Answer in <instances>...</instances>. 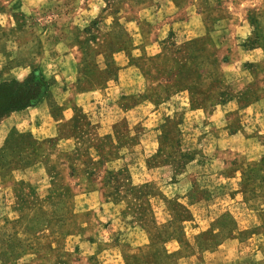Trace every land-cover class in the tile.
<instances>
[{"label":"crops","instance_id":"1","mask_svg":"<svg viewBox=\"0 0 264 264\" xmlns=\"http://www.w3.org/2000/svg\"><path fill=\"white\" fill-rule=\"evenodd\" d=\"M134 2L133 9H110L101 18L105 22L101 30L110 37L107 49L96 51L91 61L82 63L66 54L47 73L48 88L41 99L0 120V208H6L4 213L10 215L0 218V264H70L74 251L68 245L70 238L84 234L91 246L101 237V227L116 233L122 230L115 204L102 198L97 183L79 180L100 159L90 141L83 143L88 155L35 158L22 148L27 139L51 140L57 125H73L74 105L87 115H97L99 134L112 139L111 156L103 160V168H125L131 184L146 187L145 196L156 213L155 224L166 252L181 255L179 260L186 255L197 259L200 252L205 257L216 255L228 261L246 258L247 264H262L264 190L255 185L251 195L234 203L223 198L222 192L238 185L230 187L234 178L223 172V161L205 129V108L192 106L190 96L194 91H204L229 70L230 49L240 47L237 36L247 1ZM219 7H225L227 14L204 18L205 12ZM180 47L192 55V60L177 66ZM147 66L154 77L145 71ZM57 104L61 108L54 116L51 108ZM187 135H194L197 142L196 157L201 160L195 157L189 162L196 161L197 171L152 186L147 159ZM12 149H19V155H5ZM9 175L11 182H7ZM199 178L212 183L197 186L195 179ZM225 184L229 188L224 190ZM199 191L205 194L204 203L199 200ZM36 194L39 207L62 201L67 209L72 195L71 215L69 211L61 216L36 214L32 208ZM172 196L188 202L189 218L179 216L177 209L164 201ZM90 209L95 211L91 221L87 218ZM163 213L167 217H161ZM9 223L15 225L13 230H8ZM204 223L211 229L210 236L202 237L201 229L207 226H202ZM43 227L49 231L47 262L22 252L35 231ZM196 239L203 241L200 248L193 243ZM186 242L188 253L184 252ZM122 244L118 245L120 250ZM127 246L133 252L139 250Z\"/></svg>","mask_w":264,"mask_h":264},{"label":"rangeland","instance_id":"2","mask_svg":"<svg viewBox=\"0 0 264 264\" xmlns=\"http://www.w3.org/2000/svg\"><path fill=\"white\" fill-rule=\"evenodd\" d=\"M246 1V11L241 17L243 24L237 36L240 47L230 49L229 70L204 91H194L190 95L192 106L205 108V129L211 134L217 154L223 161V172L234 178L230 187H235V183L238 185L234 190L222 192L223 198L231 203L247 198L255 185H261L264 190V0ZM134 3V0H0V82L23 79L35 70L48 83L47 73L52 71V65L61 63L66 54L74 55L81 63L91 61L96 51L107 49L106 44L110 40L109 33L101 30L105 25L101 18L110 9H133ZM211 10L203 15L206 20L227 14L225 7ZM191 60L192 55L187 50L177 48V66ZM145 71L151 78L154 77L148 66ZM74 107L76 116L73 125H57L56 134L51 140L27 139L22 148L35 158L88 155L84 153L86 147L83 143L90 141L100 159L87 168L79 180L97 183L102 198L115 204L122 230L116 233L106 226L101 227V237L91 246L84 234L70 238L68 245L74 249L70 264H247L246 258H231L228 261L216 255L205 257L200 252L198 260L193 255L179 260L181 255L166 252L155 224L156 213L146 197L147 202L139 207L142 214L138 212L134 194L146 193V187L140 184L135 190H130L125 168L119 169L121 172L116 179L109 178L102 162L111 156L112 139L107 136L102 138L99 134L97 115H87L76 105ZM59 108L60 104L53 106L51 113L56 116ZM196 145L194 135L183 136L176 144L159 151L154 157L157 167L153 166L154 161L149 157L146 166L151 185L155 186L154 182L162 185L176 180L180 174L196 172L195 162L201 160L196 157ZM18 150L12 149L5 155H19ZM195 157L197 160L190 164ZM11 180L9 175L7 182ZM195 183L205 186L212 181L199 178L195 179ZM226 187L229 188V184L224 185V190ZM261 193L264 195V191ZM36 196L32 199L36 214L61 216L69 211L71 215L72 195H69L68 209L66 202L62 201L42 203L39 207V197ZM198 197L203 203L206 201L205 194L200 191ZM164 201L171 203L179 216L190 217L188 202L181 197H167ZM5 211L6 208H0V218L6 219V215H9ZM170 214L174 216L172 212ZM94 217L95 211L88 210L87 218L91 221ZM161 217L167 216L163 213ZM37 224L35 222L34 225ZM206 225L204 223L202 226ZM14 227L13 223H9L8 230ZM44 228L35 231L22 252L27 257L38 256L47 262L50 256L49 231ZM171 230L175 231V226ZM201 231L202 237L210 236L208 225ZM120 243H123L121 250L118 247ZM193 243L200 248L203 241L196 239ZM129 244L139 250H129ZM185 244L184 252L188 253L190 248L187 242Z\"/></svg>","mask_w":264,"mask_h":264},{"label":"trees","instance_id":"3","mask_svg":"<svg viewBox=\"0 0 264 264\" xmlns=\"http://www.w3.org/2000/svg\"><path fill=\"white\" fill-rule=\"evenodd\" d=\"M47 88V81L40 73L36 72L35 70H33L23 79H10L0 82V120L13 111L22 110L28 106L35 105L46 93ZM155 156L157 155H152L151 160L154 161L153 166L157 167V162L154 160ZM120 172V170L115 172L109 170L107 171L109 178L111 179H116ZM143 187L145 188L144 185ZM136 188H138L137 185H133L129 182L130 190H135ZM145 195V191L140 195L137 193L134 194V199H137V207L140 214H142V212L140 211L139 207L142 203L147 202L145 201Z\"/></svg>","mask_w":264,"mask_h":264}]
</instances>
